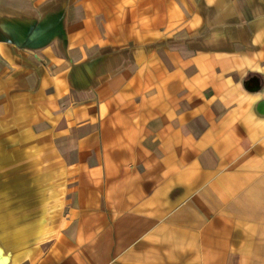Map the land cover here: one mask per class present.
<instances>
[{"label":"crops","instance_id":"1","mask_svg":"<svg viewBox=\"0 0 264 264\" xmlns=\"http://www.w3.org/2000/svg\"><path fill=\"white\" fill-rule=\"evenodd\" d=\"M20 164L54 216L0 264H264V0H0Z\"/></svg>","mask_w":264,"mask_h":264},{"label":"rangeland","instance_id":"2","mask_svg":"<svg viewBox=\"0 0 264 264\" xmlns=\"http://www.w3.org/2000/svg\"><path fill=\"white\" fill-rule=\"evenodd\" d=\"M20 174L22 177L18 180L17 176ZM29 177H31V164L0 166V236L5 243H15V246L12 243L7 246L15 247L19 253L17 254L24 260L27 257L28 245L22 243L27 242V238L31 237V230L37 242H42L46 231L43 225L49 224L54 216L44 212L42 203L35 202L36 198L31 190L34 182H31Z\"/></svg>","mask_w":264,"mask_h":264},{"label":"water","instance_id":"3","mask_svg":"<svg viewBox=\"0 0 264 264\" xmlns=\"http://www.w3.org/2000/svg\"><path fill=\"white\" fill-rule=\"evenodd\" d=\"M248 88L251 90L260 89L261 88V81L256 77L251 78L248 82Z\"/></svg>","mask_w":264,"mask_h":264}]
</instances>
